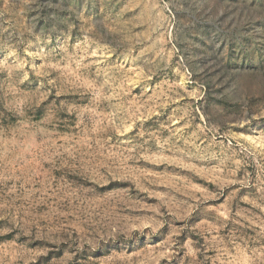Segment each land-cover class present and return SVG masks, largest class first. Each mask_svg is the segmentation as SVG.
I'll list each match as a JSON object with an SVG mask.
<instances>
[{
	"label": "rangeland",
	"instance_id": "rangeland-1",
	"mask_svg": "<svg viewBox=\"0 0 264 264\" xmlns=\"http://www.w3.org/2000/svg\"><path fill=\"white\" fill-rule=\"evenodd\" d=\"M0 264H264V0H0Z\"/></svg>",
	"mask_w": 264,
	"mask_h": 264
}]
</instances>
